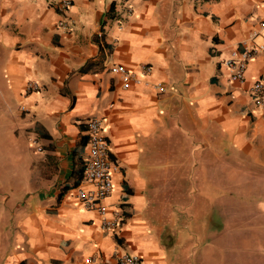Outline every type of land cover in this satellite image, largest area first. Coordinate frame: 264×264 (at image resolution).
I'll use <instances>...</instances> for the list:
<instances>
[{"label": "crops", "instance_id": "obj_1", "mask_svg": "<svg viewBox=\"0 0 264 264\" xmlns=\"http://www.w3.org/2000/svg\"><path fill=\"white\" fill-rule=\"evenodd\" d=\"M263 17L264 0H0V264H188L145 215L155 139L171 126L241 167L244 210L259 205L264 237V108L251 94L264 51L242 82L224 64L264 43ZM112 65L139 84L123 89ZM92 119L116 167L103 201L120 216L114 231L74 192Z\"/></svg>", "mask_w": 264, "mask_h": 264}, {"label": "rangeland", "instance_id": "obj_2", "mask_svg": "<svg viewBox=\"0 0 264 264\" xmlns=\"http://www.w3.org/2000/svg\"><path fill=\"white\" fill-rule=\"evenodd\" d=\"M176 129L155 139L146 219L164 242L179 243L188 264H264V237L253 226L263 214L255 203L244 210L241 167Z\"/></svg>", "mask_w": 264, "mask_h": 264}, {"label": "built area", "instance_id": "obj_3", "mask_svg": "<svg viewBox=\"0 0 264 264\" xmlns=\"http://www.w3.org/2000/svg\"><path fill=\"white\" fill-rule=\"evenodd\" d=\"M72 6L71 1H63L60 4V10H69ZM259 29L264 31V17L259 23ZM264 51V43L256 47H247L244 43V49L241 52H233L231 57L225 61V66L229 70L231 82H242L246 71L247 63L257 53ZM149 66H141L140 74L145 76L149 74ZM110 72L120 79L123 89L130 84H139L140 80L135 77L132 71L127 70L121 65H112ZM37 89L36 84H28L26 92H33ZM157 89L160 93L165 88L159 84ZM251 94L256 106L264 108V82L257 81L251 88ZM87 159L83 166L82 181L75 188V197L82 207L88 211H96L102 216L101 228L105 231H114L119 226V214L113 217H107V210L103 201L112 193L113 190V172L116 167L110 160V149L108 141L103 134L102 123L98 119H92L88 122V143L86 147ZM89 259L86 260L89 263ZM117 264H142L140 258L128 254L118 257Z\"/></svg>", "mask_w": 264, "mask_h": 264}, {"label": "trees", "instance_id": "obj_4", "mask_svg": "<svg viewBox=\"0 0 264 264\" xmlns=\"http://www.w3.org/2000/svg\"><path fill=\"white\" fill-rule=\"evenodd\" d=\"M82 173L79 172V175H81Z\"/></svg>", "mask_w": 264, "mask_h": 264}]
</instances>
